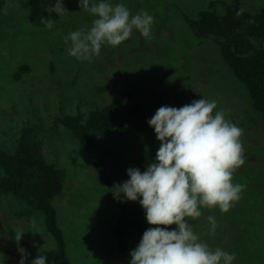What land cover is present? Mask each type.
I'll list each match as a JSON object with an SVG mask.
<instances>
[{"label":"rangeland","instance_id":"obj_1","mask_svg":"<svg viewBox=\"0 0 264 264\" xmlns=\"http://www.w3.org/2000/svg\"><path fill=\"white\" fill-rule=\"evenodd\" d=\"M210 1L90 0L124 4L132 15L147 11L153 24L150 38L134 29L125 42L104 44L99 56L83 60L68 54L71 41H65L74 31L89 30L96 18L79 0H63V15L47 10L57 0H0V148L11 149L25 121L44 123L43 152L66 172L65 191L55 203L74 264H131L130 253L142 239L129 237L126 250L117 251L109 234L116 207L90 158L57 121L61 114L100 107L123 88L134 91L143 104L146 125L94 138L95 150L103 154L106 172L114 179L127 181L128 169L143 173L155 163L160 142L148 121L161 106L178 109L200 98L216 101L214 113L225 111V119L243 129L245 163L233 175V183L246 186L240 199L224 213L218 207L201 208V217L188 223L211 250L234 254L233 264H264V121L216 45L196 37L182 15H196ZM212 1L222 12V0ZM241 3L252 12L264 10V0ZM42 19H51L52 28L43 26ZM23 63L29 70L15 78ZM19 208L14 197L0 193V264H19L21 248L27 254L24 264L38 256L45 257V264H57L42 215L19 218ZM208 216L216 221L214 235Z\"/></svg>","mask_w":264,"mask_h":264},{"label":"clouds","instance_id":"obj_2","mask_svg":"<svg viewBox=\"0 0 264 264\" xmlns=\"http://www.w3.org/2000/svg\"><path fill=\"white\" fill-rule=\"evenodd\" d=\"M80 7L96 17L87 31L77 30L65 41H71L68 54L90 60L99 56L101 46L116 47L138 30L150 38L153 17L147 11L132 15L124 4L90 3L79 0ZM63 15L67 10L63 0L47 9ZM243 9L237 12L241 15ZM52 28L51 19H42ZM216 101L200 98L180 108L161 106L148 121L154 129L160 147L155 163L141 173L127 170L129 179L113 188L116 198L123 194L128 201H137L146 212L149 227L137 248L130 253L131 264H233L234 254L200 242L189 219L201 217V208H219L224 213L240 199L245 185L233 183V175L244 163L241 142L243 129L225 119V111H216ZM207 220L210 234H215L216 221ZM176 225L175 230H168ZM22 232L15 234L19 242ZM24 264L26 253L19 249ZM32 264H45L38 256Z\"/></svg>","mask_w":264,"mask_h":264},{"label":"trees","instance_id":"obj_3","mask_svg":"<svg viewBox=\"0 0 264 264\" xmlns=\"http://www.w3.org/2000/svg\"><path fill=\"white\" fill-rule=\"evenodd\" d=\"M221 4L222 12L216 10L211 0L209 6L196 15L185 12L182 15L196 37L210 39L216 45L264 121V10L249 11L241 0H222ZM240 9L243 13L238 16ZM28 70L27 64L19 65L15 78ZM57 121L76 139L105 184L109 200L117 210L109 234L117 251L124 252L127 238H142L151 226L144 220L146 212L139 201H128L123 194L118 198L114 196L113 188L125 180L121 176L114 179L106 172L104 156L96 152L94 138L121 132L126 127L142 130L146 125L143 104L134 91L123 88L117 97L102 106L86 113L79 110L61 114ZM46 132L42 121H25L13 139L11 149L0 148V193L9 194L20 203L19 218L41 214L53 242L57 264H74L67 252L66 233L59 223L55 203L65 191L66 172L56 162L48 160L43 152L42 139ZM175 228L171 225L168 230Z\"/></svg>","mask_w":264,"mask_h":264}]
</instances>
